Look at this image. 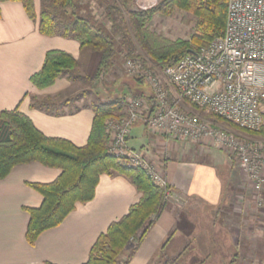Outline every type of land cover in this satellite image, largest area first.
<instances>
[{
    "label": "crops",
    "instance_id": "obj_1",
    "mask_svg": "<svg viewBox=\"0 0 264 264\" xmlns=\"http://www.w3.org/2000/svg\"><path fill=\"white\" fill-rule=\"evenodd\" d=\"M34 9L36 19L28 16L19 0L0 2V110L17 108L46 136L84 145L91 131L94 112L91 101H84L86 86L78 77L87 73L84 60L93 54L92 49L81 47L71 37L41 34L38 30L39 0H34ZM52 49L71 54L77 60V66L57 77L52 84L39 88L30 77L40 70L46 52ZM94 56L96 59L90 65L93 69L98 62V57ZM116 67L114 61L107 76L114 73ZM134 91L146 99L152 97L148 82L146 88L138 86ZM128 95L134 94L126 93L115 98ZM47 98L54 103L52 112L33 105L35 101ZM141 124L143 133L134 134L130 129L127 143L144 149L146 155L163 169L171 189L187 197L188 203L183 208L167 203L127 264L155 263L154 257L162 252V245H168L174 236L181 235L180 232L188 231L193 222L198 223L199 211L205 215L212 213L214 226L221 217L223 225L237 228L236 238L252 239L242 224L254 218L263 219L264 212L254 209L250 200L231 198L226 201L230 193L235 194L240 175L239 171V174L233 173V168H237L230 155L213 146H200L153 133L144 122ZM136 140L138 143L134 142ZM217 167L223 169L221 174ZM60 172L59 168L32 161L14 166L7 176L0 178V264H82L98 235L112 221L127 213L140 197V192L124 175L116 172L101 174L91 200L76 204L60 224L42 231L30 244L25 237L29 221L26 208L40 206L43 197L29 183L50 182ZM232 176L236 179L231 191ZM201 236L205 238L203 234ZM194 237L192 235L191 240ZM128 251L126 248L120 258L124 260Z\"/></svg>",
    "mask_w": 264,
    "mask_h": 264
},
{
    "label": "trees",
    "instance_id": "obj_2",
    "mask_svg": "<svg viewBox=\"0 0 264 264\" xmlns=\"http://www.w3.org/2000/svg\"><path fill=\"white\" fill-rule=\"evenodd\" d=\"M19 1L23 3L28 16L36 19L34 0ZM76 2L45 0L38 15V30L48 36L74 38L81 47L98 52V66L93 78L104 79L117 58L116 42L91 16L79 13ZM132 2L133 0H116L117 4L108 6V17L114 25L119 26L114 13L125 12L129 29L126 24L121 28L129 53H133L135 42L158 67L174 66L189 54V49L196 51L201 45L222 35L224 30L227 0H160L148 9H135ZM174 8L190 13L195 18L193 32L188 39H169L147 26L154 14L169 15ZM62 12L69 14L66 20L61 19ZM132 56L138 57L134 54ZM76 66L77 60L71 54L58 49L48 50L42 67L30 79L34 85L43 88ZM142 80V77L134 78L135 83H141ZM130 93L139 96L135 91ZM123 97L90 103L94 112L92 127L87 142L81 146L64 138L46 136L17 108L0 110V178L7 176L14 166L32 161L61 170L50 182L29 183L43 197L40 206L26 208L29 221L25 237L30 244L34 243L42 231L60 224L76 204L91 200L101 174L116 172L124 175L140 192V197L129 207L127 213L112 221L98 235L87 260L82 264H127L154 224L156 216L165 208L167 202L163 198V190L154 185L141 169L125 167L108 151L105 120L125 114ZM147 98L152 103V97ZM33 105L50 112L54 107L50 98L35 101ZM208 117L217 122L223 121L235 129L264 137V115L263 123L255 131L241 129L215 114H208ZM126 248L129 251L123 260L120 256ZM165 264H176L175 258L168 259Z\"/></svg>",
    "mask_w": 264,
    "mask_h": 264
},
{
    "label": "built area",
    "instance_id": "obj_3",
    "mask_svg": "<svg viewBox=\"0 0 264 264\" xmlns=\"http://www.w3.org/2000/svg\"><path fill=\"white\" fill-rule=\"evenodd\" d=\"M139 9L160 0H133ZM127 74L143 77L149 84L152 103L143 96L123 97L125 114L108 117V151L128 168L141 169L163 190V198L181 208L187 198L173 191L161 167L144 149L130 146V127L142 120L153 133L200 146L226 151L260 187L264 169V144L252 142L224 124L206 117L215 114L241 129L258 130L264 115V0H227L222 35L201 45L174 66L146 67L138 57H126ZM194 105L202 109H190Z\"/></svg>",
    "mask_w": 264,
    "mask_h": 264
},
{
    "label": "rangeland",
    "instance_id": "obj_4",
    "mask_svg": "<svg viewBox=\"0 0 264 264\" xmlns=\"http://www.w3.org/2000/svg\"><path fill=\"white\" fill-rule=\"evenodd\" d=\"M44 1L45 0H39L40 8ZM76 1V3L79 5V13L82 15L91 16L98 26L105 29L114 38L117 45V58L115 60L117 67L115 68L114 73L104 79L94 80L93 78L97 70L96 67L98 66V62L97 65L94 66V69L93 66H90L92 60L95 58L94 55H96L99 60V53L90 50L93 54L87 55L85 58L84 61L85 64H87L85 65L87 66V73L82 74L81 77H78L81 79V82L85 83L84 86H86V90L83 92L85 94L84 101L86 103L91 101L92 103L93 101H98L101 99L107 100L122 94L134 92L138 86L141 89L146 88V80L142 81L141 83H135L134 81L135 77L141 76H135L126 73L124 69V61L126 57H135L132 56V54H134L138 55V58H140L146 67L154 63L135 42L133 53H129L127 44H125L122 35L124 32L121 28V26L123 27V25L126 24V28L129 29L127 14L125 12L119 13L118 11L114 13L117 18L116 23H118L119 26L114 25V22L109 19L107 14L108 6L117 4L116 0ZM132 4L133 8L139 9L134 4V1ZM63 13L64 12L60 14L61 19L63 18L62 20H66L69 14ZM194 21L195 18L192 16V14L174 8L169 15H163L159 13L154 14L147 26L150 30L161 33L169 39H188L193 32ZM126 28L124 29L125 31ZM142 79L144 78L142 77ZM186 104L190 109L198 111L200 114H204L202 111L195 109V107L192 105H188V103ZM205 116L208 117L206 114ZM141 123H143L142 120H138L136 124L131 126V133H143L144 128ZM219 123L224 124V126L227 128L235 130L240 135L249 139V141H261L264 144V137L240 129H235L229 125H226L223 121H220ZM134 142L138 143L137 140ZM262 156H264V154ZM230 157L233 160V165L237 168H233V173L239 174L238 171L240 172L239 179L237 178V184L240 186V188L237 186L235 194L230 193L226 201H230L231 198L237 201L250 200L252 201L251 203L253 204L254 209L263 210L264 212V169L260 170V187L256 189L255 182L252 181L251 178L239 167L238 162L235 161L232 156ZM217 169L221 174L223 169L221 167H217ZM235 179L236 177L232 176L229 184L231 191L233 189L232 185L235 183ZM237 195L240 196L238 197ZM187 203L188 199L186 204ZM184 206H182V208ZM212 217V213L205 215V213L199 211L197 215L198 223L196 222L194 224L193 222V224L190 226L191 228L188 231H185V233L180 232V236H174L168 245L165 243L167 245L166 248L165 244L162 245V252L154 257L155 263L151 261L150 264H165L168 259L174 258L176 264H264V239L261 240L260 238H264V218L259 221L258 219L254 218L252 220H248V223L246 222L242 224L246 228V233L253 237L250 240L244 241L236 238L238 237L236 236L237 228L234 229L231 226L228 227L227 225H223L221 223V217L216 221L217 223L214 226L212 224ZM247 217L249 219V216ZM234 224H236V221H234ZM201 234H203L205 238H202ZM192 235L193 237L195 235H199V237H194L191 240ZM260 244H263V246H260ZM259 259L261 260L259 261Z\"/></svg>",
    "mask_w": 264,
    "mask_h": 264
},
{
    "label": "water",
    "instance_id": "obj_5",
    "mask_svg": "<svg viewBox=\"0 0 264 264\" xmlns=\"http://www.w3.org/2000/svg\"><path fill=\"white\" fill-rule=\"evenodd\" d=\"M188 52L189 53H195V51L193 49H189Z\"/></svg>",
    "mask_w": 264,
    "mask_h": 264
},
{
    "label": "bare ground",
    "instance_id": "obj_6",
    "mask_svg": "<svg viewBox=\"0 0 264 264\" xmlns=\"http://www.w3.org/2000/svg\"><path fill=\"white\" fill-rule=\"evenodd\" d=\"M136 76V75H135Z\"/></svg>",
    "mask_w": 264,
    "mask_h": 264
}]
</instances>
